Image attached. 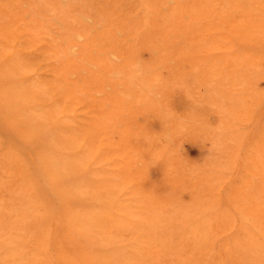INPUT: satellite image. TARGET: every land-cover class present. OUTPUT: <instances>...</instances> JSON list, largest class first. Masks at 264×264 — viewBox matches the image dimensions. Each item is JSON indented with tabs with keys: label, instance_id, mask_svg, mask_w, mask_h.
Listing matches in <instances>:
<instances>
[{
	"label": "rangeland",
	"instance_id": "374dc122",
	"mask_svg": "<svg viewBox=\"0 0 264 264\" xmlns=\"http://www.w3.org/2000/svg\"><path fill=\"white\" fill-rule=\"evenodd\" d=\"M70 1L0 0V264H24L26 261L27 264H62V260H64L63 264H74L75 262L79 264L85 257L84 253H82L84 257H79L80 250L81 252L83 249L84 252L88 250L86 255L90 251L91 255L89 253L88 256L93 258L92 255L102 254L111 248L112 251L117 250L119 254L123 250L126 251L125 256L128 258L130 255L126 254H131L130 259L127 257L125 259L123 255L125 264H132V261L133 264H138L137 261H141L140 264H208L209 262H211L210 264H264V72L262 71L264 70V43L261 44V41H264V34L260 36L261 32L264 33V0H238V3L237 0H233V3L232 0H216L217 2L215 0L214 2L212 0H175V2L174 0H163L164 3H161V0H136L137 4L135 0H130V4H127L129 0ZM219 1L224 2L218 6ZM144 2L150 3L149 5L152 7H148L147 3L145 6ZM157 2L162 4V6L160 4V8ZM169 4L174 6L170 5L171 7H169L172 9L171 14L175 13L172 17H170L169 8H165ZM138 5L139 9H137ZM142 6L145 8L144 12L148 10L150 13L153 10L158 15H152L153 12L150 15L147 13L148 11L143 14ZM177 6L178 10L183 12L181 16L180 12L175 10L178 8ZM228 6H230L229 9ZM118 7H120L119 11L123 13L114 12L113 9L118 10ZM128 7H134L137 12L140 10L139 14H141L135 15L137 12L134 9L135 13H130L132 9H128ZM217 7L220 8L216 9ZM244 7L246 9H243ZM195 8L196 10H194ZM127 9L131 11L126 12ZM159 10L161 11L158 12ZM174 10L175 12H173ZM218 10H220V14H218ZM84 12L85 14L89 13L82 15ZM111 12L113 15H110ZM196 12L198 13L196 14ZM212 12L218 14V18H215L216 14L212 15ZM126 13L128 15L130 13V15L127 16ZM164 13L170 15L166 17ZM68 14H72L71 18ZM241 14H243L242 17ZM100 15L103 17L101 18ZM114 15L123 19V22L120 19H117L120 22L111 21L113 18L116 19ZM148 15L153 17L149 18ZM85 16L86 18H84ZM107 16L114 17L109 19ZM159 16H162V20L169 19L166 21L170 22L167 23L164 19V25ZM74 17L79 19V22ZM238 17L240 18L238 19ZM93 18L94 21L96 18L100 20H96V24ZM80 19L83 20H81L84 23L83 26L86 27H84L85 31L82 29L83 26L78 24L82 23ZM75 20L78 22L76 25L81 26V28L77 27L78 31L80 29L83 33L78 32L77 28L74 32L70 30L75 29ZM104 20H107L109 24ZM137 20L140 23L141 20L143 21L140 33V29L137 27L140 23ZM219 20L218 25L216 23ZM71 21H73L72 28L69 26L72 25ZM179 21L181 24L184 22L181 26L186 24L185 27L181 28ZM121 22L125 24L124 27ZM149 22L153 23V26ZM202 22L204 27L209 24L208 28L203 30V25L200 26ZM116 23L120 24L122 28L118 26L119 30L116 29L118 28ZM176 23L177 25H175ZM114 24L116 25L113 26ZM167 24L170 25V28L172 27L173 32L174 29L178 32H169ZM226 24H228L227 27ZM109 26L110 28H108ZM131 26L137 28V33ZM111 27L113 32L110 30L109 33L108 30ZM125 27L128 29L127 31L123 30ZM150 27L161 30L164 27V29L162 31L154 29L151 32ZM89 28L90 30H87ZM93 28H97V31ZM131 28L134 32L129 31ZM100 30L103 31L101 36L100 33H97L101 32ZM121 30L122 35L119 34ZM143 30L144 32H142ZM67 31L72 34L67 35ZM89 31H91V35ZM128 31L132 34L135 33V36L138 35L139 38L133 36L136 39L142 38L140 40L143 42L140 43L138 39L135 41L136 39L134 40L133 36L131 38ZM163 31L165 32L163 33ZM179 31L180 34H178ZM243 31H245L244 34ZM166 32L168 33L165 35ZM215 32L216 34H214ZM153 33L160 36V39L156 36L157 42L153 41L156 44L150 40L152 37L155 38ZM176 33L180 36V38L176 37L177 39H184L187 36L184 39L186 42H182L183 39L174 38ZM77 34L80 38H84V41H81ZM80 34H84L85 37L89 34L86 39L87 44L90 42L88 46L91 52H89L88 46L85 47L87 45L85 37ZM147 34L152 37L150 38ZM241 34L245 35V38L248 35L249 37L244 39ZM70 35L72 38L74 37L73 41ZM104 35L106 36L103 37ZM117 36L120 39L113 40L112 37L116 39ZM145 36L146 39L147 36L149 37L148 41H151L155 47L152 48L148 41L145 44ZM240 36L242 39L239 38ZM67 37L70 39L69 41ZM97 37H101L103 41H98L101 39L97 40ZM172 37L177 43L171 42ZM122 38L130 42L134 40L135 44L132 43L135 46L129 45L130 43L124 40L127 44L124 43L125 48H123L121 46ZM153 38L152 40H155ZM162 38H166V41ZM168 38H171L169 43H167ZM90 39L93 40L92 43L97 40V43L92 44ZM246 40L251 42L250 45ZM106 41L109 43H105ZM70 42L72 46L69 45ZM187 42L190 48H187ZM254 42L256 43L254 44ZM164 43L167 45L165 46ZM183 43L187 45L184 46ZM244 43L245 46H243ZM177 45L188 51L184 52ZM208 46L209 49H207ZM75 47H78L77 50ZM108 47L109 49H107ZM113 47L116 49L115 51ZM131 47L135 49V53ZM85 48L88 49L87 52L84 50ZM123 49H127L125 53ZM130 49L133 54L128 53ZM77 51L78 55L82 56L83 53L85 55L80 58L76 54ZM70 52L74 55L71 56ZM190 52L191 54H189ZM90 53L94 54L91 58ZM117 53L120 54V57L116 56ZM85 56L93 62L97 58V62H94L96 65L89 59V62L84 60ZM71 57L74 59H68ZM75 57L80 58L81 62H78L80 60ZM69 60L70 63H74L76 60L74 65L70 64L71 69L72 67L75 69L74 72L67 63H64H69ZM260 60L262 64H260ZM138 61L144 65L145 75L143 77L133 73L132 66ZM99 62L100 65H98ZM56 63H60V65ZM66 66H69L67 68L72 71L71 73L65 69L69 72H65L68 73L67 75L64 73L68 78L63 75V69ZM58 69L61 72L60 70L56 71ZM86 69L92 70L89 72ZM93 70L99 71H94L91 74ZM113 71L124 73L125 78L113 81L111 79ZM60 73L62 74L60 75ZM81 78H87L86 81L84 80L85 83ZM60 80L64 82L61 86L59 85ZM79 81L80 84L78 83V87H75L77 85L73 83ZM146 81L158 82L159 86L153 95H148L143 90ZM56 82L59 86L55 84ZM81 82L84 83L82 86H80ZM93 84L96 88L93 87ZM62 88L64 94H62ZM65 88L68 90L71 88L73 93L71 89L68 91ZM76 91L80 98L78 95L76 96ZM86 91L89 93L87 94ZM67 92H70L71 95ZM85 95L89 98L88 100ZM62 99L68 104L63 102L65 104L63 105L60 101ZM69 99H75L72 103L70 102L72 107ZM81 100L88 101L81 103L86 106L84 107L86 109L81 105H77L78 108L75 109L76 102L80 104ZM60 104H62L61 107ZM67 105L69 108L71 107L70 110L69 108L65 110L68 114L64 113ZM83 109L87 111L85 112ZM73 110L74 114L71 113ZM83 111L85 114L89 113L90 117ZM71 117L78 119H71ZM82 117H85L87 122ZM90 120L92 123L88 122ZM63 121L67 126L70 124L68 126L70 129ZM70 121L73 128L70 127ZM74 121L80 122L78 124L81 128ZM93 121L94 124L97 121L99 129L96 126L97 123L93 129L94 126H91ZM73 125L76 127L74 128ZM84 125L90 126H88L89 129H86L87 131ZM68 129L71 131L68 132ZM88 134L91 138L93 136L92 141ZM94 137L96 138L94 139ZM92 153L93 159L90 158ZM86 157L91 161L84 160ZM77 160H79L78 163H76ZM78 168L80 169L79 174ZM69 175L71 176L68 177ZM84 176H88L86 179L92 181H87L83 178ZM77 181L81 182V186L89 183L88 187H92L87 192V189H84L87 185L79 188L85 191L79 193L83 192L81 194L83 196L77 195L80 197V201L75 195L80 191L77 189L80 186ZM73 183H77L78 186L75 187ZM68 187L72 190H69ZM73 188L77 190H73ZM95 188L97 190L100 188L102 194L98 193L99 191ZM91 190L94 191L93 195ZM74 197H76L75 200H72ZM68 201H72V204L75 205L74 208H69ZM87 206H89L90 212L89 209L87 212L81 209ZM79 209L81 212L88 213L89 218L92 216L93 219H88V217L83 219ZM75 210L76 214L74 212V215L77 221L79 222L80 217L84 220L81 219V223H78L74 217L75 221L70 219L71 215L69 214L73 213L70 211ZM90 213L95 214L91 215ZM94 216L96 218L99 216L98 220L101 218L100 223ZM127 217H130L132 222L129 218L126 220ZM153 217L155 218L151 219ZM138 219L141 220L139 225H143L142 223L145 222L143 226L146 225L151 229L150 235L145 234L147 231L143 230L144 227L142 228L141 225L130 224L133 221L138 222ZM89 220L91 223L92 221L94 224L98 223L93 226ZM82 221L86 223L83 224L84 227H81L83 226ZM70 224L73 229L75 225L77 228L71 230ZM117 224L121 225V229L117 228ZM86 225L89 228L93 226L95 231L92 232L90 230L92 228L89 229ZM125 226H129V228ZM139 227L143 231H140ZM83 228L89 229L88 233ZM102 228H106L105 231L108 234ZM82 230H85L89 238H86L87 235H84ZM96 230L102 232H97V234ZM136 231L137 233L142 232L140 235L144 236L142 238L139 234V236H135ZM143 232L145 233L143 234ZM99 234L100 237L103 235L105 239L108 238L109 247H106V240L103 243V236L102 242H98L101 240V238L98 239L99 237L95 239L98 245L90 238ZM146 237L148 239L151 237V239L148 241ZM84 238L87 239L88 244L90 242L89 246ZM129 239H133V241ZM79 245L82 248L86 246L87 249L77 250L81 248ZM120 245L122 248L126 245L127 247H124L126 250L119 249ZM130 245L136 246L131 247ZM74 247L75 250H73ZM69 248L72 249L69 251ZM76 250L79 252H75ZM119 250L121 251L119 252ZM71 251H74L75 255L77 254L78 259H75L77 256L74 258V253L71 254ZM134 251L135 253H133ZM113 253L115 256L117 255L116 251ZM206 253L208 254L204 257ZM64 255L72 256L66 257L65 260ZM132 255L134 258L136 255V259L141 255L144 258L146 256L145 259L143 258L145 262L143 263V260L140 259L133 260ZM118 256L122 257V255H117L118 259L121 258ZM12 258L14 260H11ZM71 258L75 260H72L73 263H71ZM80 258L82 259L79 262ZM86 259L87 261L84 260V262L89 264L88 258ZM43 261L45 263H42ZM84 262L83 264H85ZM123 262L121 261V264Z\"/></svg>",
	"mask_w": 264,
	"mask_h": 264
},
{
	"label": "bare ground",
	"instance_id": "6f19581e",
	"mask_svg": "<svg viewBox=\"0 0 264 264\" xmlns=\"http://www.w3.org/2000/svg\"><path fill=\"white\" fill-rule=\"evenodd\" d=\"M74 1H75V0H74ZM82 1H83V0H82ZM127 1H128V0H127ZM132 1H133V0H132ZM135 1H136V0H135ZM137 1H138V0H137ZM137 1H136V4H137ZM144 1H145V0H144ZM161 1H162L161 3H164L163 0H161ZM178 1H179V0H178ZM185 1H186V0H185ZM193 1H194V0H193ZM215 1H216V0H215ZM69 2H71V1L69 0ZM78 2H79V1H78ZM129 2H131V1L129 0V1L127 2V4H128ZM165 2H166V1H165ZM170 2H171V1H170ZM174 2H175V0H174ZM199 2H200V1H199ZM199 2H198V4L201 3V2H200V3H199ZM203 2H204V1H203ZM212 2H214V0H212ZM216 2H217V1H216ZM219 2H220V1H219ZM221 2L223 3L224 1H221ZM221 2H220V4H219L218 6L221 5ZM238 2H239V1L237 0V3H238ZM241 2H242V1H241ZM114 3H115V2H114ZM144 3H145V6H146V3H147V2H144ZM153 3H154V1H153ZM157 3H158V2H157ZM161 3H160V4H161ZM166 3H167V2H166ZM171 3H172V2H171ZM178 3H180V2H178ZM230 3H231V2H230ZM232 3H233V0H232ZM237 3H236V4H237ZM118 4H119V3H118ZM129 4H130V3H129ZM138 4H139V3H138ZM149 4H150V3H147V5H149ZM158 4H159V3H158ZM160 4H159V8L162 6V4H161V6H160ZM172 4H173V3H172ZM172 4H169L168 7H165V5H164V7H165V8H169V7L172 6ZM201 4H202V3H201ZM208 4H209V3H208ZM261 4H262V3H261ZM261 4H260V5H261ZM81 5H83V4H81ZM140 5H142V4L140 3ZM152 5H153V4H152ZM170 5H171V6H170ZM174 5H175V4H174ZM249 5H250V4H249ZM69 6H70V4H69ZM92 6H93V5H92ZM114 6H115V5H114ZM119 6H120V5H119ZM124 6H125V4H124ZM178 6H179V5H178ZM178 6H177V7H178ZM192 6H193V5H192ZM209 6H210V5H209ZM223 6H224V4H223ZM244 6H246V5L244 4ZM72 7H73V6H72ZM76 7H77V6H76ZM120 7H122V6H120ZM120 7H118V10H115V8H114V9H113L114 12H115V11H118L119 14H120V13L122 12V11H121V12L119 11V10H120ZM148 7H152V6L149 5ZM154 7H155V5H154ZM164 7H163V8H164ZM172 7H174V6H172ZM177 7H176V8H177ZM197 7H198V6H197ZM211 7H212V4H211ZM226 7H227V6H226ZM231 7H232V6H231ZM238 7H239V6H238ZM252 7H253V6H252ZM252 7H251V8H252ZM77 8H78V7H77ZM77 8H76V9H77ZM88 8H89V7H88ZM122 8H124V7H122ZM129 8H131L132 11H131V10L128 11ZM146 8H147V7H146ZM190 8H191V6H190ZM207 8H208V6H207ZM219 8H220V7H219ZM219 8L217 7L216 9H219ZM229 8H230V6H228V9H229ZM234 8H235V6H234ZM90 9H91V8H90ZM92 9H93V8H92ZM128 9L126 10V12H130V11H131L130 13H133L134 11L137 12V9H139V5H138V8H137L136 10L134 9V7H133V8H132V7H128ZM133 9H134V11H133ZM140 9H141V8H140ZM150 9H151V8H150ZM150 9H149V10H150ZM152 9H154V8H152ZM152 9H151V10H152ZM156 9H157V8H156ZM173 9H174V8H173ZM178 9H179V7H178L177 9H175V10H176V12L179 11V12H180L179 15L181 16V13H183V12H181V11L178 10ZM205 9H206V8H205ZM209 9H210V8H209ZM238 9H239V8H238ZM243 9H246V8L244 7ZM247 9H250V8H247ZM81 10H82V9H81ZM85 10L87 11V8H86ZM93 10H94V9H93ZM93 10H92V11H93ZM124 10H125V9H124ZM124 10H123V11H124ZM143 10H145V8H143V6H142V10H141V12H142ZM154 10H155V9H154ZM164 10H165V12L167 11L166 9H164ZM169 10H170L169 13L171 14V12H172L171 10H172V9L169 8ZM175 10H174L173 12H175ZM192 10H193V9H192ZM194 10H196V8H195ZM200 10H201V9H200ZM211 10H212V9H211ZM221 10H222V9H221ZM58 11H60V10H58ZM72 11L74 12L73 9H72ZM83 11H84V10H83ZM88 11H89V9H88ZM90 11H91V10H90ZM95 11H96V10H95ZM95 11H94V14H95ZM99 11H101V10H99ZM111 11H112V10H111ZM147 11H148V10H147ZM147 11H146V12H147ZM160 11H161V10H159L158 12H160ZM182 11H183V10H182ZM224 11H225V10H224ZM238 11H239V10H238ZM238 11H237V12H238ZM249 11H250V10H249ZM70 12H71V11H70ZM78 12L80 13V11H78ZM101 12H102V11H101ZM109 12H110V10H109ZM114 12H113V13H114ZM118 12H116V14H118ZM139 12H140V10H139L137 13H135V12H134V13H135V15H136V14H139ZM146 12L143 11L142 13L144 14V13H146ZM152 12H153V10H152L150 13H149V11H148L147 13H149V14L151 15ZM179 12H178V13H179ZM204 12H206V11H204ZM216 12H217V10H216ZM218 12H219L218 14H220V10H218ZM228 12H229V11H228ZM235 12H236V11H235ZM240 12H241V11H240ZM88 13H89V12H88ZM88 13L86 12V14H88ZM97 13H98V12H97ZM102 13H103V12H102ZM107 13H108V12H107ZM122 13H123V12H122ZM130 13H129V15H130ZM134 13H133V14H134ZM167 13H168V11H167ZM197 13H198V12H196V14H197ZM213 13H214V12H212V15H213ZM221 13H222V11H221ZM229 13H230V12H229ZM229 13H227V15H229ZM86 14H85V12H84V14L82 13V15H86ZM99 14H100V13H99ZM103 14H104V13H103ZM103 14H102V15H103ZM119 14H118V16H119ZM126 14H127V13H126ZM140 14H141V13H140ZM140 14H139V15H140ZM143 14H142V15H143ZM154 14H155V16L158 15V14L155 13V11L152 13V15H154ZM161 14H162V13H161ZM170 14L166 15V13H164V15H166V17L169 16ZM173 14H175V13H173ZM173 14H171L170 17H172ZM184 14H186V13L184 12ZM200 14H201V13H200ZM200 14H199V16H200ZM215 14H216V13H214V15H215ZM218 14H216L215 18L218 16ZM223 14H224V13H223ZM236 14H237V13H236ZM248 14H250V13L248 12ZM68 15H70V18H71V15H72V14H68ZM74 15H76V14H74ZM105 15H106V13H105ZM110 15H113L112 12L110 13ZM110 15H109V16H110ZM129 15L127 14V16H129ZM145 15H146V14H145ZM150 15H148L147 17H149ZM159 15H160V14H159ZM179 15H178V16H179ZM209 15L211 16V13H210ZM237 15H238V14H237ZM242 15H243V14H241V17H242ZM100 16H101V15H100ZM109 16H107V17H109ZM114 16H115V15H114ZM114 16H113V17H114ZM133 16H134V15H133ZM133 16H132V17H133ZM137 16H138V15H137ZM162 16H163V15H162ZM162 16H161V17H162ZM174 16H175V15H174ZM176 16H177V13H176ZM180 16H179V17H180ZM190 16H192V15L190 14ZM190 16L188 17L189 19H190ZM210 16H209V19H210ZM220 16H221V15H220ZM220 16H219V18L222 19ZM239 16H240V13H239ZM95 17H96V15H95ZM102 17H103V16H101V18H102ZM110 17H111V16H110ZM110 17H109V19H112V18H113V17H112V18H110ZM115 17H116V16H115ZM120 17L123 18L122 15H120ZM142 17H143V16H142ZM151 17H153V16H150L149 18H151ZM159 17H160V16H159ZM161 17H160L161 23H163V20H164V19H165V21H166V20H167V21L169 20V19H166V18H164V19L162 20ZM182 17H183V16H182ZM196 17H197V16H196ZM201 17H202V16H201ZM243 17H244V16H243ZM248 17H249V16H248ZM253 17H254V16H253ZM74 18H75V17H74ZM77 18H80V17L77 16ZM77 18H75V19L77 20ZM84 18H86V16H85ZM97 18H98V17H97ZM97 18H96V20H100V19H97ZM124 18H125V20H126V15L124 16ZM136 18L139 19L138 17H136ZM143 18H145V16H144ZM149 18H148V19H149ZM168 18H169V17H168ZM180 18H181V17H180ZM183 18H185V17H183ZM205 18L207 19L206 16H205ZM217 18H218V17H217ZM228 18L230 19L231 17H228ZM239 18H240V17H238V19H239ZM245 18H246V17H245ZM72 19H73V18H72ZM107 19H108V18H107ZM117 19H120V18L116 17L115 20H114V18H113V20H111V21H113V22H118V21H119V22H120V20H122V22H123V19H120V20H117ZM152 19H153V18H152ZM173 19L176 20L175 17H173ZM178 19H179V18H178ZM178 19H177V20H178ZM185 19H186V18H185ZM185 19H184V20H185ZM194 19H195V18H194ZM212 19H213V18H212ZM76 20H75V24H74V26L79 22V19L77 20L78 22H76ZM81 20H82V19H80V22L83 21V20H82V21H81ZM96 20H95V21H96ZM102 20H103V19H102ZM125 20H124V21H125ZM129 20H130V19H129ZM139 20H140V19H139ZM170 20H172V19H170ZM191 20H192V22H193V19H191ZM216 20H217V19H216ZM246 20H247V19H246ZM249 20H250V19H249ZM90 21H91V20H90ZM93 21H94V18H93ZM95 21H94V22H95ZM105 21L108 23L107 20H104V22H105ZM137 21H138V20H137ZM148 21H149V20H148ZM148 21H147V22H148ZM150 21H151V20H150ZM155 21H156V20H155ZM155 21H153V22H155ZM167 21H166V22H167ZM181 21H183V20H181ZM187 21H188V19H187ZM187 21H186V22H187ZM194 21H195V20H194ZM196 21L198 22V21H200V20H196ZM201 21H202V20H201ZM207 21H208V20H207ZM250 21H251V20H250ZM71 22H72V23H71L72 25H69L70 27L73 26V21H71ZM84 22H85V21H84ZM98 22H99V21H98ZM101 22H102V21H101ZM109 22H110V21H109ZM113 22H112V23H113ZM122 22H121V23H122ZM138 22L140 23V21H138ZM138 22H137V23H138ZM169 22H170V21H169ZM169 22H167V23H169ZM175 22L178 23V21H175ZM179 22H180V21H179ZM186 22H185V23H186ZM208 22H210V20H209ZM211 22L213 23V20H212ZM251 22H252V21H251ZM82 23H83V22H82ZM82 23H78V24H81V25L83 26L84 23H83V24H82ZM87 23H88V22H87ZM89 23H90V22H89ZM95 23H96V22H95ZM99 23H100V22H99ZM112 23H110V24H111L110 26H112ZM124 23H126V21H125ZM124 23H122V25H123L122 27H124V25H125ZM127 23H129V22H127ZM139 23H138V24H139ZM177 23H176L175 25H177ZM183 23H184V22H183ZM183 23H182V24H183ZM195 23H196V22H195ZM195 23H194V24H195ZM219 23H220V20H219V22L216 23V24L219 25ZM221 23H222V22H221ZM225 23H226V22H225ZM235 23H236V21H235ZM238 23H239V22H238ZM240 23H241V22H240ZM91 24H92V22H91ZM96 24H97V23H96ZM100 24H102V23H100ZM108 24H109V23H108ZM116 24H117V25H116ZM116 24H114L113 26L116 25L117 27H118V26L121 27L120 24H119V25H118V23H116ZM141 24H143V21H142V20H141L140 25L137 26L138 29H140V30H139V33H140V31H141V26H142ZM144 24L146 25V23H144ZM149 24H151V23L149 22ZM152 24H153V23H152ZM152 24H151V25H152ZM163 24H164V23H163ZM171 24H173V23H171ZM182 24H181V22L179 23L180 26H181ZM199 24H200V23H199ZM222 24H224V23H222ZM222 24H221V25H222ZM85 25H86V23H85ZM106 25H107V24H106ZM129 25H130V24H129ZM129 25H126V26H129ZM131 25H132V24H131ZM151 25H150V26H151ZM156 25H159V24L156 23ZM164 25H165V24H164ZM167 25H168V24H167ZM185 25H186V24H184L183 26L185 27ZM202 25H203V22L201 23L200 26H202ZM206 25H207V27H204L205 25L202 26V28L204 27L203 30H204L205 28H208V25H209V24H206ZM213 25H215V24H213ZM227 25H228V24H226V27H227ZM233 25L235 26V24H233ZM258 25H259V24H258ZM89 26L91 27L90 24H89ZM93 26H94V24H93ZM93 26H92V27H93ZM100 26H101V25H100ZM103 26H104V23H103ZM107 26H108V25H107ZM110 26H109L108 28H110ZM134 26H135V25H134ZM139 26H140V28H139ZM152 26H153V25H152ZM152 26H151V27H152ZM169 26H170V25H168V27H169ZM173 26H174V25H173ZM183 26H181V28H183ZM187 26H188V25H187ZM196 26H197V25H196ZM215 26H216V25H215ZM239 26H241V25H239ZM77 27H78V28H81L80 25H79V26L76 25L75 29H70V30H71V31L73 30L72 32H74V31L76 30ZM84 27H85V26H83L82 29H84ZM95 27H96V26H95ZM95 27H94V28H95ZM119 27H118V28L115 27V28L119 30ZM122 27H121V28H122ZM129 27H130V26H129ZM131 27H132V26H131ZM145 27H146V26H145ZM151 27H150V31H151V32H152V30H154V29H155V31H156V29H157L158 31L161 30V29H158V28L151 29ZM159 27L162 28L161 26H159ZM165 27H167V26H165ZM223 27H224V29H226L225 26H223ZM243 27H244V26H243ZM243 27H242V28H243ZM71 28H72V27H71ZM78 28H77V31H78ZM85 28H86V27H85ZM94 28H93V29H94ZM98 28H100V27H98ZM115 28H114V29H115ZM121 28H120V29H121ZM132 28H133V27H132ZM132 28L129 29V31L131 30V31L134 32V30H135V31L137 30L136 27H135L136 29L133 28L134 30H133ZM142 28H143V27H142ZM148 28H149V27H148ZM171 28H172V27H171ZM171 28L169 27V29H170L169 32L171 31L172 33H174L175 31H177L176 29H174V32H173ZM175 28H176V27H175ZM178 28H180V27H178ZM181 28H180V29H181ZM211 28H212V27H211ZM93 29H92V32H93L94 30H96L97 28L94 29V30H93ZM104 29H105V27L103 28V31H104ZM124 29H126L125 31L128 30L126 27L123 28V30H124ZM145 29H146V28H145ZM163 29H164V27H163ZM163 29H162V30H163ZM180 29H178V30H180ZM184 29H185V28H184ZM255 29H256V28H255ZM255 29H254V30H255ZM85 30H86V29H84V31H85ZM87 30H90V28L87 29ZM106 30H107V28H106ZM110 30H112V32H113L112 27H111V29L108 30L109 33L111 32ZM162 30H161V31H162ZM165 30H166V28H165ZM167 30H168V29H167ZM206 30H207V29H206ZM206 30H205V31H206ZM210 30H211V29H210ZM214 30H215V29H214ZM227 30H228V29H227ZM231 30H232V29H231ZM239 30H241V28H239ZM79 31H80V29H79ZM79 31H78V32H79ZM96 31H97V30H96ZM96 31H95V32H96ZM100 31H101V30H100ZM103 31H101V32L98 31L97 33H100V36H101V35H102L101 33H102ZM129 31H128V32H129ZM233 31H234V30H233ZM241 31H242V30H241ZM246 31H247V30H246ZM80 32L83 33L82 30H81ZM86 32H87V31H86ZM105 32H106V31H105ZM114 32H115V31H114ZM120 32H121V33H119V34L122 35V30H121ZM142 32H144V30H143ZM164 32H165V31H163V33H164ZM177 32H178V31H177ZM185 32H186V31H185ZM185 32H184V33H185ZM212 32H213V31H212ZM244 32H245V31H243V34H244ZM247 32H248V31H247ZM252 32H253V31H252ZM252 32H251V33H252ZM67 33H68V34H67ZM67 33H66V34L69 35L71 32H70V31H69V32L67 31ZM87 33H88V32H87ZM89 33H90V35H91V31H89ZM115 33H116V32H115ZM136 33H137V31H136ZM147 33L150 34V32H147ZM160 33H161V32H160ZM167 33H168V32H166L165 35H166ZM172 33H171V34H172ZM180 33H181V32L179 31L178 34H180ZM206 33H207V32H206ZM221 33H222V32H221ZM225 33H227V32H225ZM251 33H250V35H252ZM71 34H72V33H71ZM94 34H95V33H94ZM106 34L108 35L107 32H106ZM129 34H130L131 38H133V37L135 36V33L132 34L131 32H129ZM142 34L144 35L145 33H142ZM149 34H147V35L149 36ZM153 34H154V33H153ZM178 34L176 33L174 38H176V37L180 38V36H178ZM214 34H216V32H215ZM247 34H248V33H247ZM263 34H264V33L261 32L260 36H262ZM77 35H78V38H80L79 34H77ZM80 35H81V34H80ZM82 35H83V37H85L84 34H82ZM82 35H81V36H82ZM121 35H120V36H121ZM133 35H134V36H133ZM145 35H146V34H145ZM150 35H152V34H150ZM154 35H155V34H154ZM176 35H177V36H176ZM183 35H184V34H183ZM185 35H186V34H185ZM187 35H188V34H187ZM201 35H203V34L201 33ZM256 35L258 36L259 34H256ZM96 36H98V35H96ZM105 36H106V35H104L103 37H105ZM111 36H112V35H111ZM111 36H110V37H111ZM113 36L115 37V35H113ZM132 36H133V37H132ZM137 36H138V35H137ZM137 36H135V37H137ZM140 36H141V35H140ZM148 36H147V39H146V36H145V39H146V40L144 39V40H145V44H146V42L149 40L148 38H149V37H150V38L152 37V36H149V37H148ZM156 36H157V34L155 35V38L152 37V38L155 39V40H152V38L150 39V40L152 41V43H153V41L157 42V39H158V38L156 39ZM171 36H172V35H171ZM171 36H169V37H171ZM221 36H222V35H221ZM228 36H229V34H228ZM241 36H243V35L241 34ZM241 36H240L239 38L242 39ZM244 36H245V35H244ZM244 36H243V37H244ZM253 36H255V35L253 34ZM65 37H66V36H65ZM70 37L72 38V35H70ZM87 37H89V34H87ZM87 37H85V39H86ZM114 37H112L113 40H116V41H117L118 39H120V38H118V36L116 37V39H114ZM122 37H123V36H122ZM135 37H134V40L136 39ZM142 37H143V36H142ZM157 37H159V39H160L159 34H158ZM185 37L187 38V36H185ZM185 37H184V39H185ZM188 37H189V36H188ZM209 37H210V35H209ZM209 37H208V38H209ZM224 37H225V36H224ZM248 37H249V35H248ZM248 37L246 36V38L244 37V39H247ZM73 38H74V37H73ZM73 38L71 39L72 41H73ZM98 38H100L101 40H98ZM112 38H111V40H112ZM117 38H118V39H117ZM129 38H130V37H129ZM131 38H130V39H131ZM138 38H139V36H138ZM138 38H137V39H138ZM143 38H144V37H143ZM166 38H167V37H166ZM166 38H165V39L162 38V40H165V41H166ZM189 38H190V37H189ZM204 38H205V37H204ZM204 38H203V39H204ZM213 38H215V37H213ZM220 38H221V37H220ZM234 38H236V37H234ZM67 39H68V37H67ZM80 39H81V41H84V38L81 37ZM80 39H78V40H80ZM96 39H97L98 41H101V42L103 41V39H102L101 37H97ZM104 39H105V38H104ZM130 39H129V40H130ZM137 39H136L135 41H137ZM140 39H142V38H140ZM140 39H138V40H139L140 43H141L142 40H140ZM176 39H177V38H176ZM182 39H183V38H182ZM182 39H177V40H182ZM184 39L182 40V42L184 41ZM209 39H210V38H209ZM244 39H243V40H244ZM249 39H250V38H249ZM249 39H248V40H249ZM253 39H256V38H253ZM263 39H264V38H263ZM69 40H70V39H68V41H69ZM74 40H75V39H74ZM90 40H91V39H90ZM97 40H96V41H97ZM121 40L123 41V43L121 42V46H123V48H125V47H124V46H125L124 43H125V44H127V43L124 42L125 39L123 40V38H122ZM121 40H119V41H121ZM134 40H133V41L131 40V41L134 43ZM170 40H171V38H168V40H167L168 42H167V43H169ZM237 40H238V38H237ZM248 40H246V41L249 42L248 44L250 45L251 42L248 41ZM250 40L252 41V39H250ZM88 41H89V38H88ZM94 41H95V40H94ZM96 41H95V43H97ZM125 41H127V39H126ZM151 41H148V43L150 42V43H149L150 45H152ZM173 41H174L175 43H177V42L175 41V39L173 40V37H172L171 42H173ZM202 41H203V40H202ZM92 42H93V40H91V43H92ZM101 42H100V43H101ZM107 42H108V41H106L105 43H107ZM110 42H111V41H110ZM127 42L130 43L129 45L133 44V43L130 42V41H127ZM142 42H143V41H142ZM155 42H154V43H155ZM160 42H161V41H160ZM184 42H186V41H184ZM191 42H192V41H191ZM209 42H210V41H209ZM212 42H213V41H212ZM234 42H235V40H234ZM59 43H60V42H59ZM76 43H77V40H76ZM81 43H82V42H81ZM85 43L87 44V39H86V42H85ZM95 43H92V44H95ZM100 43H99V44H100ZM108 43H109V42H108ZM111 43H112V42H111ZM118 43H120V42H118ZM138 43H139V42H138ZM154 43H153V44H154ZM175 43H174V44H175ZM202 43H203V42H202ZM204 43H205V42H204ZM237 43H238V41H237ZM239 43H240V42H239ZM245 43H246V42H245ZM245 43H244V45H243V44H242V45L245 46V45H246ZM252 43H253V42H252ZM255 43H256V42H254V44H255ZM263 43H264V41H263V42L261 41V44H262V45H263ZM12 44H13V43H12ZM65 44H66V43H65ZM72 44H73V42H72ZM89 44H90V42H89ZM89 44L85 45V47H87ZM114 44H115V43H114ZM122 44H123V45H122ZM134 44H135V43H134ZM134 44H133V45H134ZM155 44H156V43H155ZM180 44H181V42H180ZM183 44H184V43H183ZM183 44H182V45H183ZM185 44H186V43H185ZM185 44H184V46H186V45L188 44V42H187L186 45H185ZM259 44H260V43H259ZM261 44H260V45H261ZM63 45H64V43H63ZM67 45H68V44H67ZM67 45H66V46H67ZM69 45H71V42L69 43ZM69 45H68V46H69ZM73 45H74V44H73ZM78 45H80V44H78ZM78 45H77V46H78ZM102 45H103V44H102ZM116 45H117V44H116ZM164 45H165V43H164ZM166 45H167V44H166ZM166 45H165V46H166ZM171 45H172V44H171ZM178 45H179V44H178ZM178 45H177V47H179ZM188 45H189V44H188ZM188 45H187V48H190V45H189V47H188ZM207 45H208V44H207ZM249 45H248V46H249ZM66 46H65V47H66ZM71 46H72V45H71ZM71 46H70V47H71ZM81 46H83V45L81 44ZM108 46H111V44H110V45L108 44ZM112 46H113V44H112ZM117 46H118V45H117ZM121 46H120V47H121ZM127 46H128V45H127ZM127 46H126V47H127ZM134 46H135V45H134ZM134 46H132V47H134ZM162 46H163V45H162ZM165 46H163V47H165ZM172 46H173V45H172ZM180 46H181V45H180ZM209 46H210V45H209ZM209 46L207 47V49H209ZM248 46H246V47H248ZM256 46H257V44H256ZM258 46H259V45H258ZM263 46H264V45H263ZM263 46H262V47H263ZM83 47H84V46H83ZM90 47H91V46H90ZM92 47H93V46H92ZM102 47H103V46H102ZM120 47H118V48H120ZM128 47L130 48V46H128ZM132 47H131V49H132ZM151 47L153 48V47H155V46L152 45ZM160 47H161V46H160ZM160 47H159V48H160ZM168 47H169V46H168ZM252 47H253V46H252ZM252 47H251V48H252ZM254 47H255V46H254ZM259 47H261V46H259ZM75 48H76V47H75ZM77 48H78V47H77ZM77 48H76V50H77ZM79 48H81V47H79ZM93 48H94V47H93ZM100 48H101V47H100ZM103 48H104V47H103ZM103 48H101V49H103ZM111 48H112V47H111ZM169 48H170V47H169ZM179 48L182 50L184 47H183V48L179 47ZM257 48H258V47H257ZM67 49H68V48H67ZM88 49H89V46H88ZM88 49L86 50V48H85L84 50L87 52ZM98 49H99V48H98ZM98 49H97V51H98ZM107 49H109V47H108ZM113 49H114V47H113ZM113 49H112V50H113ZM121 49H122V48H121ZM121 49H120V51H121ZM131 49L129 50L128 53L133 54V52L135 51V49H134V48L132 49V51H133L132 53L130 52ZM175 49H176V47H175ZM213 49H214V48H213ZM258 49H259V48H258ZM261 49H262V48H261ZM70 50H71V49H70ZM78 50H79V49H78ZM84 50H83V51H84ZM89 50H90V49H89ZM115 50H116V49H114V51H115ZM126 50H127V49H126ZM126 50L123 49L124 53H125ZM177 50H178V48H177ZM183 50H184V52H185L187 49L185 48V49H183ZM239 50H240V49H239ZM243 50H245V49H243ZM252 50H253V49H252ZM262 50H263V49H262ZM81 51H82V49H81ZM187 51H188V50H187ZM189 51H190V49H189ZM207 51H208V50H207ZM210 51H211V50H210ZM240 51H241V50H240ZM245 51H246V50H245ZM247 51H248V50H247ZM256 51H257V50H256ZM64 52H65V51H64ZM89 52H91V50H90ZM89 52H88V53H89ZM103 52H104V51H103ZM103 52H102V53H103ZM105 52H106V50H105ZM116 52H117V51H116ZM116 52H115V53H116ZM212 52H214V51H212ZM224 52H227V51H224ZM233 52H235V51H233ZM258 52H259V51H258ZM260 52H261V51H260ZM70 53H71V56L74 55V54L72 55V52H70ZM70 53H69V54H70ZM78 53H79V52L77 51L76 54L78 55ZM80 53H81V52H80ZM88 53H86V56H88V55H87ZM102 53H101V54H102ZM119 53H120V52H119ZM119 53H117L116 56L118 55V57H120V54H119ZM134 53H135V52H134ZM167 53H168V51H167ZM221 53H222V51H221ZM228 53H229V52H228ZM252 53H253V52H252ZM255 53H256V52H255ZM76 54H75V55H76ZM90 54H91V55H90ZM90 54H89V56H90V58H91V56L94 55V54H92V53H90ZM97 54H98V52H97ZM97 54H96V55H97ZM180 54H181V53H180ZM189 54H191V52H190ZM189 54H187V55H189ZM223 54H224V53H223ZM225 54H226V53H225ZM256 54H258V53H256ZM260 54H262V53H260ZM263 54H264V53H263ZM60 55H61V54H60ZM77 55H76V56H77ZM83 55H85V54L83 53ZM83 55L81 56V54H80V55H78V56H80V58H81V57H83ZM112 55H113V54H112ZM122 55H123V54L121 53V56H122ZM128 55H129V54H128ZM211 55H212V54H211ZM213 55H214V54H213ZM229 55H230V54H229ZM68 56L70 57V55H68ZM86 56H85V58H86ZM98 56H99V54L97 55V57H98ZM103 56H106V55H103ZM116 56H115V57H116ZM257 56H258V55H257ZM261 56H262V55H261ZM93 57H94V56H93ZM93 57H92V58H93ZM112 57H113V56H112ZM122 57H123V56H122ZM61 58H62V56H61ZM61 58H60V60H61ZM72 58H73V57L68 58V59H71V60H72ZM75 58L78 59L77 57H75ZM80 58H79L78 60H80ZM90 58L87 57V58L84 59V60H87V61H88V59L90 60ZM95 58H96V56H95ZM95 58H93V59H95ZM99 58H100V57H98V59H99ZM101 58H102V57H101ZM63 59H65L64 56H63ZM73 59H74V58H73ZM93 59H92V60H93ZM98 59L96 58V60H94V62H95V61L97 62ZM255 59H256V58H255ZM258 59H259V58H258ZM78 60H77V61H78ZM56 61H57V60H56ZM61 61H62V60H61ZM65 61H66V59H65ZM75 61H76V60H74V63H75ZM99 61H100V60H99ZM62 62H63V61H62ZM62 62H61V64H63ZM78 62H81V60L78 61ZM88 62H89V61H88ZM90 62L92 63L93 61L90 60ZM94 62H93V64H95ZM260 62H261V60H260ZM64 63H67V64L70 66V69H71V65H70V64H71L72 62L70 63V60H69V63H68V62H64ZM74 63H72V64L74 65ZM56 64H59V65H60V63H56ZM78 64H79V63H78ZM83 64H85V63L83 62ZM260 64H262V62H261ZM65 65H66V64H65ZM65 65H64V66H65ZM73 65H72V66H73ZM88 65H89V64H88ZM95 65H96V64H95ZM98 65H100V62H99ZM98 65H97V67H98ZM57 66H58V65H57ZM69 66H66V67L63 69L64 72H63V70H62L63 75H64L65 72H68V71H65V69L67 70V69L69 68ZM77 66H78V65H77ZM86 66H87V65H86ZM89 66H91V65H89ZM263 66H264V65H263ZM61 67H62V66H61ZM67 67H68V68H67ZM93 67H94V66H93ZM80 68H81V65H80ZM82 68H84V67H82ZM87 68H88V67H87ZM91 68H92V67H91ZM94 68H96V67H94ZM99 68H101V67H99ZM72 69H73V67H72ZM72 69H71V70H72ZM77 69L79 70V68H77ZM84 69H85V68H84ZM59 70H60V69H58V70H56V71L59 72ZM68 70H69V69H68ZM71 70H69V72H70ZM74 70H75V69H73V72H74ZM86 70H87V69H86ZM88 70H89V69H88ZM88 70H87V71H88ZM91 70H92V69H91ZM91 70H89V72H90ZM99 70H100V69H99ZM99 70H93V72H92L91 74H93L94 71H99ZM262 71L264 72V70H262ZM60 72H61V70H60ZM69 72H68V73H69ZM75 72H76V71H75ZM68 73H65V74L67 75ZM71 73H72V71H71ZM56 74L59 75L58 73H56ZM61 74H62V73H60V75H61ZM57 75H54V76H57ZM99 75H100V74H99ZM99 75H98V77H99ZM64 76H65V75H64ZM91 76H92V75H91ZM57 77H58V76H57ZM61 77H62V76H61ZM65 77H66V76H65ZM65 77H64V78H65ZM94 77H95V76H94ZM54 78H55V77H54ZM59 78H60V77H59ZM62 78H63V77H62ZM66 78H68V77H66ZM69 78H70V77H69ZM83 78H84V77H83ZM95 78H96V77H95ZM81 79H82V78H81ZM61 80H63V79H61ZM61 80H60V83H61V84L59 83L60 86L63 85L62 83H64V82H61ZM67 80L69 81L70 79H67ZM72 80H73V79H72ZM84 80L86 81L87 78H86V79H82V81L85 83ZM56 81H57V80H56ZM68 81H67V82H68ZM70 81H71V80H70ZM73 81H74V80H73ZM75 81H76V80H75ZM58 82H59V81H58ZM58 82L55 83L57 86H59V85H58ZM67 82H66V83H67ZM83 82H81V85H80V86H82V83H83ZM69 83H70V82H69ZM78 83L80 84V81L77 82V83H73V84H76V85H77ZM84 83H83V84H84ZM55 84H54V85H55ZM67 84H68V83H67ZM71 84H72V82H71ZM71 84H69V85H71ZM86 84H87V82H86ZM87 85H88V84H87ZM90 85H91V84H90ZM72 86H73V85H72ZM80 86H79V88L81 89ZM64 87H66V86H64ZM73 87H74V86H73ZM73 87H72V89H73ZM75 87H78V85L75 86ZM85 87H86V86H85ZM85 87H84V88H85ZM93 87L96 88V86H94V84H93ZM54 88H55V86H54ZM58 88H59V87H58ZM60 88H61V87H60ZM79 88H78V89H79ZM87 88H88V87H87ZM87 88H86V90H87ZM95 88H94V89H95ZM65 89L68 90V88H65ZM65 89H64V90H65ZM70 89H71V88H70ZM70 89H69V90H70ZM72 89H71V91H72V93H73V90H72ZM88 89H89V88H88ZM53 90H54V89H53ZM59 90H60V89H59ZM69 90H68V91H69ZM57 91H58V89H57ZM61 91H63V88H62ZM81 91H82V90H81ZM88 91L90 92L91 89L88 90ZM89 92H88V93H89ZM55 93H56V92H55ZM67 93H68V92H67ZM69 93H70V92H69ZM69 93H68V94H69ZM83 93H85V92H83ZM86 93H87V91H86ZM88 93H87V94H88ZM62 94H64V91L62 92ZM87 94H86V95H87ZM56 95H58V94H56ZM69 95H71V94H69ZM74 95H75V93L73 94V96H74ZM77 95L79 96L78 91H76V96H77ZM86 95H85V97L87 98ZM62 96H63V95H62ZM62 96H61V97H62ZM64 96H65V95H64ZM67 96H68V95H67ZM76 96H75V97H76ZM61 97H60V98H61ZM90 97H91V96H90ZM77 98H78V97H77ZM79 98H80V96H79ZM81 98H82V96H81ZM83 98H84V97H83ZM57 99H58V97H57ZM75 99H76V98H75ZM75 99H74V100H75ZM88 99H89V98H87V100H88ZM69 100H70V99H69ZM71 100H72V101H71ZM71 100L69 101V103H70V102L72 103V102L74 101L73 99H71ZM78 100H79V99H78ZM87 100H86V102H88ZM60 101H62V102H61L62 104H63V102H65V101H63V99L60 100ZM83 101H84V100H83ZM83 101H82V100H81V102L79 101L80 104H77V102H76V106H77V105H78V106L81 105V103H83ZM86 102L84 101V103H86ZM71 103H70V106L72 107ZM62 104H60V107L62 106ZM65 104H68V103L65 102ZM65 104H63V105H65ZM73 105H74V104H73ZM83 105H84V104H83ZM83 105H81V107H83V108L86 107L85 105H84V106H83ZM67 106H68V107H67L66 109H64V113H65V112L67 113V111H65V110H67V109L69 108V105H67ZM78 106L75 107V109L78 108ZM71 107H70V108H71ZM70 108H69V110H70ZM72 109H73V108H72ZM75 109H74V110H75ZM84 109H86V108H84ZM84 109H83V110H84ZM74 110L71 112L72 114H74V113H73ZM61 111H62V113H63V109H62ZM75 111H76V110H75ZM84 111H85V110H84ZM84 111H83V112H84ZM86 111H87V110H86ZM86 111H85V112H86ZM77 112H79V111H77ZM85 112H84V114H85ZM60 113H61V112H60ZM62 113H61V114H62ZM67 114H68V113H67ZM88 114H89V113H87V114H85V115H87L88 117H90V115H88ZM69 115H70V112H69ZM60 116H61V115H60ZM75 116H77V115H75ZM79 116H80V115H79ZM63 117H64V116H63ZM88 117H87V118H88ZM69 118H70V117H69ZM73 118H76V117H71V119H73ZM84 118H85V117H84ZM84 118L82 117L83 120H85ZM93 118H94V117H93ZM93 118H92V120H93ZM76 119H78V118H76ZM80 119H81V118H80ZM90 119H91V118H90ZM67 120H68V119H67ZM86 120H87V119H86ZM86 120H85V121H86ZM92 120H90V121H88V122H89V123H92ZM65 121H66V120H65ZM94 121H95V120H94ZM94 121H93V124H92V125L89 124V125H91V126H94L93 129H94L97 125L99 126V124L97 123V121L95 122V124L97 123L96 126H95ZM70 122H71V121H70ZM70 122H69V123H70ZM74 122H75V121H74ZM76 122H77V121H76ZM76 122H75V123H76ZM86 122H87V121H86ZM86 122H84V123L86 124ZM63 123L65 124L64 121H63ZM67 123H68V122H67ZM78 123H80V122H78ZM78 123H76V124L80 126V124H78ZM87 124H88V123H87ZM65 125H66V124H65ZM65 125H64V126H65ZM69 125H70V124H69ZM69 125H68V126H69ZM81 125H82V124H81ZM89 125H88V126H89ZM62 126H63V125H62ZM62 126H61V128H62ZM68 126L66 125L67 128H69ZM73 126H74V125H73ZM84 126H86V125H84ZM88 126H86L85 130H86L87 128L89 129L90 126H89V127H88ZM98 126H97V128H98ZM70 127H72V122H71V126H70ZM75 127H76V126H74V128H75ZM64 128H65V127H64ZM72 128H73V127H72ZM78 128H79V127H78ZM78 128H77V130H78ZM80 128H81V126H80ZM65 129H66V128H65ZM69 129H70V128H69ZM69 129L67 130L68 132L71 131V130L69 131ZM82 129H84V128H82ZM98 129H99V128H98ZM79 130H80V129H79ZM96 130H97V129H96ZM73 131L75 132V129H74ZM81 131H82V130H81ZM81 131H80V132H81ZM86 131H87V130H86ZM83 132H84V131H83ZM81 133H82V132H81ZM85 133H86V132H85ZM88 133H89V132H88ZM83 134H84V133H83ZM94 136H95V135H94ZM88 137H90V134H88ZM88 137H87V138H88ZM90 138H91V137H90ZM92 138H93V136H92ZM92 138H91V141H92ZM95 138H96V137H94V139H95ZM89 141H90V140H89ZM71 142H72V141H71ZM71 142H70V144H71ZM82 142H83V141H82ZM80 144H81V143H80ZM94 144H95V143H94ZM98 144H100V143H98ZM100 145H101V144H100ZM81 146H83V145H81ZM101 146H102V145H101ZM101 146H100V147H101ZM88 147H89V146H88ZM96 148H97V147H96ZM77 149H78V148H77ZM80 150H81V149H80ZM93 150H94V149H93ZM90 153H91V152H90ZM82 154H83V153H82ZM98 154H99V153H98ZM85 156H87V155L85 154ZM91 156H92V157H90V158L93 159V153H92ZM97 156H98V155H97ZM65 157H66V156H65ZM80 158H82V157H80ZM83 158H84V155H83ZM86 159H88V157H86L84 160H86ZM70 160H71V159H70ZM79 160H81V159H79ZM79 160H77L76 163H78ZM82 160H83V159H82ZM88 160H89V159H88ZM86 161H87V160H86ZM90 161H91V159H90L89 161H87V162H90ZM83 162H85V161H83ZM87 162H86V163H87ZM76 163H75V164H76ZM86 163H85V164H86ZM65 164H67V163H65ZM80 164H82V163H80ZM85 164H83V165L85 166ZM76 165H77V164H76ZM84 166H82V167H83L82 169H84ZM93 166H94V165H93ZM93 166H92V167H93ZM78 167H79V165H78ZM79 170H80V169L78 168L77 171H79ZM85 170H86V167H85ZM85 170H84V171H85ZM92 170H94V168H92ZM66 171H67V170H66ZM90 172H91V171H90V169H89V173H90ZM93 172H94V171H93ZM99 172H100V171H99ZM72 173H73V171H72ZM79 173H80V171L78 172V174H79ZM81 173H82V172H81ZM100 173H101V172H100ZM93 174H94V173H93ZM74 175H75V173H74ZM84 175H85V174H84ZM89 175H90V174H89ZM91 175H92V174H91ZM95 175H96V174H95ZM97 175H98V173H97ZM97 175H96V176H97ZM70 176H71V175H69L68 177H70ZM82 176H83V175H82ZM98 176H99V175H98ZM98 176H97V177H98ZM72 177H73V176H72ZM86 177L88 178V176H86ZM86 177L84 176L83 178L86 179ZM99 177H101V176H99ZM99 177H98V178H99ZM73 178H74V177H73ZM80 178H82V177L80 176ZM80 178H79V179H80ZM98 178H97V179H98ZM92 179H93V178H92ZM99 179H100V178H99ZM75 180H76V179H75ZM75 180H74V182H75ZM82 180H83V179H82ZM86 180L89 181V180H91V179H86ZM101 180H102V178H101ZM91 181H92V180H91ZM94 181H95V179H94ZM69 182H70V181H69ZM69 182H66V183H69ZM77 182H78V181H77ZM83 182H84V181H83ZM83 182H82V183H83ZM85 182H86V181H85ZM85 182H84V183H85ZM99 182H100V181H99ZM99 182H98V183H99ZM70 183H71V182H70ZM78 183L80 184L81 182H78ZM98 183H97V184H98ZM73 184L75 185V187L78 186L77 183H76V184L73 183ZM73 184H72V185H73ZM87 184L89 185V183H85V184H83V185H87ZM92 184H93V183H92ZM72 185H71V186H72ZM76 185H77V186H76ZM83 185H82V186H83ZM88 185L86 186V188H84L85 190L87 189L86 192H87V191L89 190V188H90V187H88ZM82 186H81V184H80V186H78L77 189L81 188ZM89 186H90V185H89ZM69 187H70V186H69ZM69 187H68V189H69ZM75 187H74V188H75ZM87 187H88V188H87ZM93 187H94V186H93ZM74 188H73V190H77V189H74ZM91 188H92V187H91ZM91 188H90V189H91ZM95 189L97 190V188H95ZM98 189H99V190H97V191H99L98 193H101V194H102V191H100V188H98ZM101 189H102V184H101ZM66 190H67V189H66ZM69 190H72V189H69ZM69 190H68V191H69ZM79 190H80V191L77 192V194L74 193L76 196H77V195L80 196L83 192H85V191H83V189H79ZM81 191H83V192H82L81 194H79ZM91 191H92V190H91ZM89 193H90V192H89ZM93 193H94V191H92L91 194L93 195ZM95 193H96V192H95ZM71 195H72V193H71ZM88 195H89V194H88ZM92 195H91V197L93 198ZM95 195H96V194H95ZM78 196H77V197H78ZM81 196H83V195H81ZM85 196H86V195H85ZM67 197H68V196H67ZM67 197H66V198H67ZM71 198H72V197H71ZM75 198H76V197H74V199H72V200H75ZM79 198H80V197H78V201H80ZM95 198H96V197H95ZM89 199H90V198H89ZM69 200H70V199H69ZM86 200H87V199H86ZM86 200H85V201H86ZM95 200H96V199H95ZM95 200H94V202H95ZM83 201H84V199H83ZM83 201H82V202H83ZM87 201H89V200H87ZM99 201H100V199H99ZM96 204H97V203H96ZM68 206H69V208L72 209V208H74L75 205L72 204V201H68ZM78 206H79V208H80V205H78ZM82 206H83V205H82ZM93 206H94V205H93ZM99 206H100V205H99ZM88 207H89V206H87V207H83V208H81V209H84V211L87 212L88 209H89ZM76 208H77V206H76ZM77 209H78V208H77ZM77 211H78V210H77ZM79 211H80V209H79ZM84 211H83V212L80 211V213H82V218L84 217L83 219H85V217H88V219H91V220H92V219H93V218H91L92 216L89 218L88 213H86V212H84ZM70 212H73V213H71V214H69V212H68V214L71 215V217H72V218L70 217V219H73V217H74V219L77 221V218H75V215H74V212H75V214H76V210H75V211H70ZM89 212H90V209H89ZM100 212H101V211H100ZM77 213H78V212H77ZM96 213H97V212H96ZM72 214H73L74 216H73ZM90 214L92 215L93 213H90ZM94 214H95V213H94ZM94 214H93V215H94ZM97 215H98V214H97ZM97 215H95V216L97 217ZM79 216H80V215H79ZM95 216H94V217H95ZM96 217H95V219L100 223V219H101V218L98 220L99 216H98V218H96ZM82 218L80 217L79 222H78V221H77V222H78V223H81L80 220H81ZM103 218H104V217H103ZM116 218H117V217H116ZM118 218H119V217H118ZM128 218L130 219V217H127L126 220H128ZM136 218H137V217H136ZM154 218H155V217H153V218H151V219H154ZM158 218H159V217H158ZM158 218H157V219H158ZM74 219H73V220H74ZM83 219H82V220H83ZM95 219H94V221H96ZM114 219H115V218H114ZM123 219H125V217H123ZM139 219H140V218H139ZM139 219H138V222H137V221H136V222L133 221V223H130V224L134 225V223H135L136 225L138 224V226H140L141 224L139 225V223H140L139 221H141V220H139ZM151 219L149 218L148 220L150 221ZM160 219H161V218H160ZM179 219H180V218H179ZM53 220H54V219H53ZM75 220H74V221H75ZM103 220H105V219H103ZM107 220H108V219H107ZM133 220H134V219H133ZM136 220H137V219H136ZM70 221H71V220H70ZM74 221H73V222H74ZM83 221H84V220H83ZM83 221H82V222H83ZM89 221H90V220H89ZM89 221H88V222H89ZM94 221H92V223H93ZM109 221H110V220H109ZM114 221H115V220H114ZM119 221H120V220H119ZM152 221H153V220H152ZM198 221H199V220H198ZM198 221H197V222H198ZM52 222H53V221H52ZM98 222H97V223H98ZM130 222H132L131 219H130ZM142 222H143V221H142ZM153 222H154V221H153ZM155 222H156V219H155ZM155 222H154V223H155ZM175 222H176V221H175ZM184 222H185V221H184ZM70 223H71V222H70ZM84 223H85V222H83L82 225H83ZM90 223H91V221H90ZM90 223H89V225H90ZM92 223H91V224H92ZM97 223L95 222V224L93 223L92 225H93V226H94V225H97ZM103 223H104V221H103ZM122 223H123V222H122ZM144 223H145V222H144ZM144 223H142V224L144 225ZM154 223H153V224H154ZM159 223H160V222H159ZM185 223H186V222H185ZM71 224H72V223H71ZM71 224H70V227H72V229L70 228L71 230H74L75 228H77V227H76L77 225H75V228L73 229V226H71ZM85 224H86V223H85ZM85 224H84V225H85ZM213 224H214V223H213ZM78 225H79V224H78ZM84 225L81 226V227H84ZM128 225H129V224H128ZM143 225H141L142 228H143V227L145 228V229L143 228V230H146V231H147V232L145 231L146 233L143 232V234H144V233H145L146 235L149 234V232L151 231V229H150L148 226L145 225V226L147 227V229H146V227L143 226ZM87 226H88V225H86V227H87ZM93 226L90 227V228H92V229H90L89 227H87V228H89V229L92 230V232H93V230H94V227H93ZM99 226L101 227V224H100ZM99 226H98V227H99ZM182 226H183V225H182ZM103 227H104V226H103ZM125 227H126V226H125ZM130 227H131V226H130ZM132 227H133V226H132ZM132 227H131V228H132ZM136 227H137V226H136ZM136 227H135V228H136ZM79 228H80V227H79ZM87 228H86V229H87ZM95 228L97 229V226H96ZM117 228H118V229H121V225H118V224H117ZM126 228H129V226H127ZM131 228H130V229H131ZM151 228H152V226H151ZM83 229H85V228H83ZM86 229H85V230H86ZM89 229H88V230H89ZM102 229H104V228H102ZM102 229H101V230H102ZM105 229H106V228H105ZM105 229H104V231H105ZM136 229H138V227H137ZM140 229H141V228L139 227V230H140ZM85 230H84V231H83V230L81 231V232H84V233H83L84 235H85L86 233H88V230H86V233H85ZM143 230L141 229L140 231H143ZM157 230H158V229H157ZM184 230H185V229H184ZM226 230H227V229H226ZM76 231H77V229H76ZM76 231H75V232H76ZM94 231H95V230H94ZM112 231H114V230H112ZM137 231H138V230H137ZM137 231L135 232V233H136L135 236H137L138 234H139V235L142 234V232H141V233H137ZM89 232L91 233V231H89ZM97 232H100V231H99V230H98V231L96 230V233H97ZM101 232H102V231H101ZM101 232H100V233H101ZM105 232L107 233V231H105ZM105 232H103V233H105ZM138 232H139V231H138ZM159 232H160V231H159ZM208 232H209V231H208ZM78 233L81 235L80 232H78ZM96 233H95V234H96ZM106 233H105V234H106ZM222 233H223V232H222ZM222 233H221V235H222ZM71 234H72V233H71ZM93 234H94V233H93ZM97 234H98V233H97ZM107 234H108V233H107ZM86 235H87V234H86ZM139 235H138V236H139ZM146 235H145V236H146ZM149 235H150V234H149ZM221 235H220V236H221ZM77 236H78V235H77ZM90 236H93V235L90 234ZM102 236H103V235H102ZM102 236L100 237V234H99L98 236H95L96 238H95V237H90V238H92L93 241H94V243H95V242H97V241H95V239H97V238L99 237L98 239L101 238V240H98V242H99V241L102 242ZM143 236H144V235H140V238H142ZM218 236H219V235H218ZM87 237L89 238L88 235L86 236V238H87ZM106 237H108V236L106 235ZM147 237H148V236H147ZM147 237H146V238H147ZM86 238H84L85 240H84V239H82V240L87 241ZM103 238H104V236H103ZM132 238H133V237H132ZM137 238H139V237H137ZM137 238H136V239H137ZM140 238H139L138 240H140ZM146 238H145V239H146ZM77 239H78V237H77ZM77 239H76V240H77ZM79 239H80V238H79ZM123 239H124V238H123ZM123 239H122V240H123ZM149 239H151V237H149ZM149 239L147 238L148 241H149ZM104 240H106V242H107V243H106V247H107V246L109 247L108 244H110V243H109L108 238H107V239L104 238L103 241H104ZM127 240H128V238H127ZM129 240H130V239H129ZM134 240H135V239H134ZM147 240H146V241H147ZM79 241H81V239H80ZM79 241H78V242H79ZM90 241H91V240H90ZM115 241H116V240H115ZM125 241H126V239H125ZM130 241H133V239L130 240ZM136 241H137V240H136ZM216 241H217V240H216ZM98 242H97V245H98ZM101 242H100V243H101ZM121 242H122V241H121ZM126 242H127V241H126ZM142 242H144V241H142ZM214 242H215V241H214ZM85 243H86V242H85ZM103 243H105V241H104ZM117 243H118V242H117ZM130 243H131V242H130ZM130 243H129V244H130ZM144 243H145V242H144ZM77 244H78V243H77ZM79 244H83V243H79ZM112 244H113V243H112ZM122 244H123V243H122ZM146 244H147V242H146ZM83 245H84V244H83ZM87 245L89 246V245H90V242H89V244H88V241H87ZM99 245H100V244H99ZM103 245H104V244H103ZM103 245H102V246H103ZM113 245H118V244H113ZM127 245H128V244H127ZM76 246H77V245H76ZM79 246H80V245H79ZM88 246H87V247H88ZM92 246H93V245L91 244V247H92ZM110 246H112V245H110ZM121 246H122V245L118 246L119 249H121V250H122V249H125L124 247H127L126 245H124L123 248H122ZM130 246H131V245H130ZM130 246H128V247H130ZM133 246H136V245H133ZM133 246H131V247H133ZM148 246L150 247L151 245H148ZM80 247H81V246H80ZM85 247H86V246H85ZM85 247H83V248H85ZM94 247H95V246H94ZM96 247H97V246H96ZM120 247H121V248H120ZM143 247H144V246H143ZM83 248L81 247V248H78V249L76 248V249L79 250V249H83ZM92 248H93V247H92ZM97 248H98V247H97ZM101 248H105V247H101ZM146 248H147V247H146ZM212 248H213V247H212ZM212 248H211V249H212ZM70 249H72V248H69V251H70ZM85 249H87V248H85ZM109 249H110V248H109ZM115 249H117V247H115ZM73 250H75V247L73 248ZM77 250H76L75 252H79V251H77ZM90 250L92 251L91 248H90ZM101 250H102V249H101ZM113 250H114V249H113ZM121 250H119V252H120ZM125 250H126V249H125ZM128 250H130V249L128 248L127 251H128ZM64 251H65V250H64ZM87 251H88V250H87ZM87 251H86V252H87ZM104 251H105V250H104ZM114 251H116V254H117V255H122V257H121V256H118V257H121L122 259H121V258L118 259V258H117V255L115 256V254L113 253ZM114 251H112V248H111V250H108V251L102 252V254H98V255L95 254V255H92L93 258H90V257H89V256L91 255L90 251H89L90 255L88 256L89 253H87V255H86V252H84V249H83L82 252H81V250H80V252H79L78 254H80L79 257H81V256L84 257V255H85L84 260H85V262H86V261H87L86 258H88V260H89L88 263H89V264H90V263H91V264H95V263H96V264H100V263H101V264H121V261L123 262V255L125 256V252H126V251L123 250L124 252L122 251L123 253L120 252V254L118 253L117 250H114ZM132 251H133V250H132ZM132 251H130V252H132ZM60 252H61V251H60ZM72 252L74 253V251H71V254H73ZM96 252H97V251H96ZM128 252H129V251H128ZM205 252H206V251H205ZM210 252H211V251H210ZM65 253H66V252H65ZM67 253H68V252H67ZM69 253H70V252H69ZM69 253H68V254H69ZM82 253H84V255H82ZM97 253H98V252H97ZM121 253H122V254H121ZM133 253H135V251H134ZM154 253H155V252H154ZM14 254H15V253H14ZM207 254H208V253L204 254V257H206ZM4 255H5V254H4ZM9 255H10V254H9ZM58 255H59V254H58ZM126 255H130V256H131V254H129V253H127ZM137 255H138V254H137ZM61 256H62V255H61ZM70 256H72V255H68V256H65V255H64L65 260H66V257H70ZM73 256H74V258H75V256H77V254L75 255V253H74ZM86 256H87V257H86ZM130 256H129V258H128V256H125L124 258L126 259V257H127L128 259H130ZM132 256H133V255H132ZM141 256H142V255H141ZM141 256H140V258H138V259L143 260V263H144V262H145L144 259L146 258V256H145V258L142 256V259H141ZM20 257H21V256H20ZM30 257H31V256H30ZM38 258H39V257H38ZM59 258H60V257H59ZM61 258L63 259V257H61ZM133 258H134V256H133ZM136 258H137V257H136V255H135V258H134L133 260H135ZM143 258H144V259H143ZM148 258H149V257H148ZM67 259L70 260L69 258H67ZM75 259H78V256H77ZM81 259H82V258L79 259V262L81 261ZM138 259H136V261H137ZM212 259H213V258H212ZM11 260H14V259L12 258ZM11 260H10V261H11ZM28 260H29V259H28ZM53 260H54V259H53ZM72 260L75 261L74 259L71 258V263H73ZM84 260H83V262H84ZM97 260H99V261L97 262ZM120 260H121V261H120ZM140 260H139V261H140ZM204 260H205V259H204ZM10 261H9V262H10ZM15 261H16V259H15ZM25 261H26V260H25ZM40 261H42V260H40ZM60 261H61V260H60ZM63 261H64V260L61 261L62 264H63ZM125 261L127 262V260H125ZM146 261H147V260H146ZM197 261H198V260H197ZM213 261H214V260H213ZM11 262H12V261H11ZM17 262H18V261H17ZM23 262H24V261H23ZM26 262H27V261H26ZM26 262H25V263H26ZM38 262H39V261H38ZM46 262H47V261H46ZM61 262H60V263H61ZM68 262H69V261H68ZM83 262L81 261L79 264H83ZM85 262H84V263H85ZM140 262H141V261H140ZM140 262L137 261L138 264H140ZM201 262H202V261H201ZM25 263H24V264H25ZM28 263H29V262H28ZM42 263H45V262L43 261ZM76 263H77V262H75L74 264H76ZM123 263H124V262H123ZM123 263H122V264H123ZM134 263H135V262H134ZM198 263H199V262H198ZM210 263H211V262H209L208 264H210ZM22 264H23V263H22ZM26 264H27V263H26ZM32 264H33V263H32ZM35 264H36V263H35ZM39 264H40V263H39ZM85 264H87V263H85ZM124 264H125V263H124ZM132 264H133V261H132ZM213 264H214V263H213Z\"/></svg>",
	"mask_w": 264,
	"mask_h": 264
},
{
	"label": "clouds",
	"instance_id": "9594fccd",
	"mask_svg": "<svg viewBox=\"0 0 264 264\" xmlns=\"http://www.w3.org/2000/svg\"><path fill=\"white\" fill-rule=\"evenodd\" d=\"M133 73L138 74L139 76L143 77L145 75L144 65L142 62L138 61L132 66ZM125 78V74L120 71H113L111 73V79L113 81H120ZM158 82L157 81H146L144 84V91L148 95H153L155 93V90L158 88Z\"/></svg>",
	"mask_w": 264,
	"mask_h": 264
}]
</instances>
